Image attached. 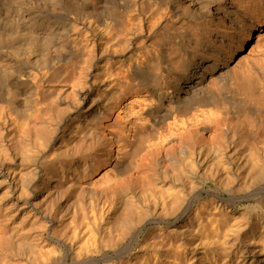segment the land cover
Returning <instances> with one entry per match:
<instances>
[{
  "label": "bare ground",
  "instance_id": "6f19581e",
  "mask_svg": "<svg viewBox=\"0 0 264 264\" xmlns=\"http://www.w3.org/2000/svg\"><path fill=\"white\" fill-rule=\"evenodd\" d=\"M253 42L256 49H261L260 53L250 47ZM139 44H163L162 62L156 58L145 63L129 58L118 68H100L105 74L123 79L122 95L133 84L150 99L145 119L135 127L134 141L119 138L117 144L127 150L122 152L123 158L133 157L145 142L160 139L156 148L164 177L167 180L172 177L174 184L183 186L161 192L152 185V169L142 164L130 173L129 180L140 186L143 204L129 196L128 189L113 192L120 200L114 206L112 200L99 203L102 205H98V216L106 220L103 219L98 236L91 237L90 244L85 243L82 254H76L83 258L76 264L235 262L241 256L224 244L225 224L223 231L218 228L222 220L199 207L193 213L192 204L202 189L188 191V183L178 176L190 179L196 166L205 161L207 152L225 153L220 157L225 162L222 165L218 162L215 171L218 174L226 171L229 167L226 149L236 148L226 137L232 129L229 121L241 118L240 124H245L251 117L259 122L264 118V0H0V144L2 133L12 141L23 140L48 123L53 102L47 96V84L65 80L76 68V59L81 57L83 65L79 67L78 78L72 79L78 97L77 104L74 101L71 106L79 113L86 102V95H82L86 88H83L85 66L98 47L101 59L111 55L123 57L130 48L142 52L143 46ZM235 59L239 66L233 65ZM90 79L89 87L94 88L95 81L92 76ZM109 89L107 86L102 96H97V102L88 107L89 113L86 116L87 112L82 113L83 117H77L79 121L75 120L69 128L68 135L76 133L77 141L63 161L53 163V175L42 172L39 180L42 179L43 186L59 178L53 184L69 181L72 188L81 189L72 177L89 169L86 160L97 148L105 149L113 142L112 133H106L103 122L119 96ZM209 109L221 110L224 118L211 124H187L185 130L195 138L192 146L185 144L182 135L173 139L157 135L158 127L166 120L183 122L191 112ZM240 127L241 136L246 137L243 126ZM37 130L33 132L36 135ZM209 130L214 134L212 142L204 139ZM44 136L38 139L45 141ZM0 152L2 157L1 148ZM250 169L254 172L252 177L263 173L257 162ZM216 198L219 207L227 202L220 196ZM116 209L123 213L115 223L112 215ZM172 218L174 223H169ZM176 224L179 229L169 231ZM148 225L157 226V239L144 232ZM252 231L255 241L256 236L264 234V224L256 225ZM221 234L224 238H220ZM41 242L43 245L35 250L42 256L46 253L44 248L52 242L55 244L52 250L65 246L67 255L73 247L71 242L61 243L58 239ZM139 242L137 251L131 255ZM207 251L213 254V261L206 263Z\"/></svg>",
  "mask_w": 264,
  "mask_h": 264
},
{
  "label": "rangeland",
  "instance_id": "374dc122",
  "mask_svg": "<svg viewBox=\"0 0 264 264\" xmlns=\"http://www.w3.org/2000/svg\"><path fill=\"white\" fill-rule=\"evenodd\" d=\"M137 45L135 44V46ZM139 46L144 47H141L142 52L137 53L135 49L130 48L123 53V57L111 55L103 56L101 59H98L101 53L100 46L98 47L94 57L90 58L85 66L86 75L84 74L83 77L86 84L83 88H86L82 95H86V102L81 106L79 113L74 112L76 108L71 105L74 101V104H77L78 96L77 92L73 90L72 79L74 77L77 79L79 76V67L83 65L81 57L76 59L74 71H70L67 78L62 77L65 80L57 79L47 84L49 89L47 96L51 97L53 102L49 113L50 119L47 124L41 126V128L44 127L42 131L37 130L39 127L36 129L39 134L50 136L43 138L45 141L38 139L44 135L41 137L38 132L37 135L33 133L36 130L30 137L18 141H12L10 137L4 136L5 133H2L0 144L3 151V156L0 157V264H76L81 262L83 258L77 257L76 254L82 252L86 242L90 244L91 237L93 239L98 236L101 225L103 226L104 220H106V218L98 216V207L102 205L99 203H103L107 199L108 201L112 200L114 206L116 202L120 201L117 200V196L113 195L117 189H128L129 196H133L139 203L144 202L145 198L143 200V196L139 194L140 186L137 188L129 180L130 173L133 174L144 163L152 169V185L159 187L161 192L171 191L178 185L183 186L182 183L174 184L172 177L171 180L164 177L156 148L160 139L145 142L139 153L133 157L123 158L122 152L126 153L127 150L122 147L121 143L117 144L119 138L134 141L132 136L135 127L145 119L150 99L146 93L133 84H130L122 95V86L125 85L123 79L112 74L111 76L105 74L100 68L102 66L118 68L120 64L125 65L129 58L132 60L137 58L144 63L156 58L159 63L162 62L163 44H139ZM177 46L180 47L181 44H177ZM250 47H253V50H257L258 53L261 52V49H256L254 42ZM79 53L82 52L79 51ZM237 60H234L233 65L237 64ZM237 66L239 65L237 64ZM90 75L96 84L94 88L89 87ZM110 85L113 86L110 87ZM107 86L111 93L119 96L115 107L107 114L103 122V126L107 128L106 133H112L113 142L105 149L97 148L86 160L89 169L78 174L75 178L72 177V180L77 179L79 184L77 186H80L81 189L72 188L69 181L53 184L59 181V178L53 183L49 181L48 186H43L40 183L42 179L39 180L42 172L50 174V176L53 175L51 170L53 163L63 161L67 152L77 141L76 133L68 135L69 128L75 123V120H78L77 117H83L82 113L87 112L84 116L89 113L88 107L97 102V96H102L107 90ZM79 89L80 86L76 90ZM25 90L23 88L22 93L25 94ZM23 97L24 95L19 98ZM217 118H224L221 110L209 109L202 113L193 111L187 115V119H183V122L174 121L172 118L166 120L158 127L157 135L167 138L170 136L171 139L182 135L185 144L192 146L195 143V138L191 132L185 130L187 124H196V122L211 124ZM249 119L255 121L251 122L246 119L245 124H240L241 118L229 121L232 129L226 137L233 141L236 148L226 149V154L229 155V158L226 159L229 164L226 171H219V174L215 171L218 162L220 165L225 162L220 159L225 153L218 155L207 152L206 149L205 161L196 166L190 179L184 177L183 180V177L178 176L184 183H188V191L202 189L198 199L194 200L192 204L193 213L194 209L199 207L202 212L210 215L215 214L219 220H222L219 222L220 227L218 226V228L221 231L225 227V230H222V233L225 234L224 244L230 245L231 251L239 253L241 256L239 260L235 259V262L226 264H264V234L261 233L260 238L256 236L254 241V232L252 231L256 225L264 224V118L260 122L253 117ZM240 126H243L246 137L241 136ZM233 129L236 130L235 133L232 132ZM44 131L45 133H42ZM204 139L205 141L215 140L213 131L209 130ZM194 148L197 147L194 146ZM0 155H2L1 152ZM216 156H218L217 159ZM145 157L146 161L144 162ZM175 157L179 159L180 155L176 153ZM253 162H257L260 166V170L263 172L261 176L252 177L254 172L250 168ZM169 174L172 173L169 172ZM217 196L227 201L221 207H219L220 202H218ZM114 212L115 216L112 215V217L116 223L122 217L123 210L116 209ZM169 223H174V219H169ZM179 226V224H176L175 227L170 226L169 231H177ZM156 228V225H148L144 232L150 233V236L152 234L154 237L151 236V239H157L156 236L159 232ZM224 234H221L220 238H224ZM47 239H58L61 243L62 241L71 242L73 247L69 251V255H67L65 246H59L56 250L54 248L56 251L54 252L52 246L55 244L52 242L44 248L46 253H42L44 255L42 256L35 248L41 247L43 245L41 241ZM140 244L139 242L135 245L131 255L137 251ZM247 250L252 251L249 253ZM66 255L67 257H65ZM205 255L206 263L213 261V254L210 251H207ZM49 256L51 260L48 259ZM223 263L221 261L218 264Z\"/></svg>",
  "mask_w": 264,
  "mask_h": 264
}]
</instances>
